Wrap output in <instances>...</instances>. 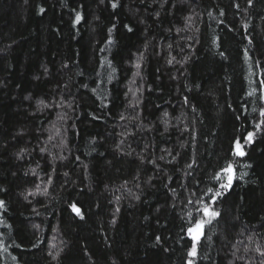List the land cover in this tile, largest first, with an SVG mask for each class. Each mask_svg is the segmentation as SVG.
<instances>
[{"label": "trees", "instance_id": "1", "mask_svg": "<svg viewBox=\"0 0 264 264\" xmlns=\"http://www.w3.org/2000/svg\"><path fill=\"white\" fill-rule=\"evenodd\" d=\"M111 4L0 0V264H261L264 0Z\"/></svg>", "mask_w": 264, "mask_h": 264}, {"label": "snow or ice", "instance_id": "2", "mask_svg": "<svg viewBox=\"0 0 264 264\" xmlns=\"http://www.w3.org/2000/svg\"><path fill=\"white\" fill-rule=\"evenodd\" d=\"M101 2H103V0H101ZM247 3L249 5H252L253 0H247ZM111 6L113 9L117 8L118 0H112ZM236 7L238 8L239 5H236ZM44 11H45V9L43 7H41L40 12L43 13ZM220 14L224 15L222 10H221ZM157 15H159V13H157ZM81 20H82L81 13L77 12L74 23H79ZM221 23H222V21H221ZM113 27H115V26H113ZM125 27H128V26L126 25ZM128 30L132 31L131 28H128ZM109 32H111V29H109ZM221 55H223V53H221ZM168 63H172V60H169ZM136 67L139 69L140 64L137 63ZM260 85H261V88L264 89V80L260 81ZM95 91L96 90L93 89V92H95ZM251 94L252 93H249V95H251ZM259 99L264 100V92H262ZM185 103H187V98H185ZM40 106L45 107V108L49 107V105L46 104L45 101H43V100L40 101ZM259 114L261 117H264V107H262L260 109ZM164 115L167 116L168 113L165 112ZM98 118L99 117H97V119ZM120 118L122 120L124 119L123 116H121ZM237 119H239V117H237ZM261 125H264V120H261L259 123H257L255 125V129L260 130ZM254 135H255V132L249 131L247 133V136L244 137V141L246 143L252 142ZM49 139H51V137H49ZM43 150L44 149H41V151H43ZM233 151L238 156H244L245 155V152L243 151V145L240 142V138H237L235 140ZM160 159H163V157H160ZM150 162L155 164V161H150ZM193 163H195V161H193ZM187 167L192 168V164H189ZM65 175H67V174H65ZM213 179H215L217 181L224 180L225 182L219 183L218 187H216V188L209 187L207 189V191L204 193V195L208 196L209 194H211L209 196V200L207 202H205L203 199H198L195 202L196 204L200 205L199 207H196V209H195L196 213L200 214V217L198 219L193 218V222L186 229V234L188 235V237L191 240V248L188 249V256L190 258H195L198 255V245L201 242V239L205 238V232H204L205 226L211 224L213 222V220H216L220 216V212L217 211L214 206L217 203L218 199L221 198L223 195H225V193L232 187L233 180L235 179V172H234L233 164L231 162H228L225 167L221 168L217 173H215V175L213 176ZM49 183H51V178H49ZM40 191H41L40 186L37 185L36 186V192H40ZM43 191L46 193L47 189H44ZM173 191H175V190L173 189ZM36 192H30L29 195H35ZM188 203L193 204L194 202L191 199H189ZM4 204H5V201L0 200V207H3ZM69 207L81 219L84 218L83 214H82V210L77 206V204L75 202L71 203L69 205ZM117 211H119V209H117ZM189 216H192V213H189ZM206 238L208 240H211V236H207ZM160 239L161 238L159 236L156 237L157 241H160ZM0 244H2V241H0ZM256 251L260 252V254L262 256H264V252H261V250L259 248H257ZM186 264H194V259H188ZM261 264H264V261H262Z\"/></svg>", "mask_w": 264, "mask_h": 264}]
</instances>
